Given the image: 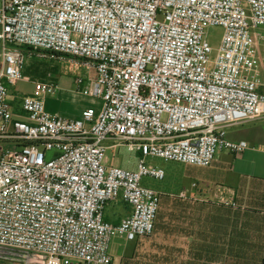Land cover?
Segmentation results:
<instances>
[{
  "label": "built area",
  "instance_id": "obj_1",
  "mask_svg": "<svg viewBox=\"0 0 264 264\" xmlns=\"http://www.w3.org/2000/svg\"><path fill=\"white\" fill-rule=\"evenodd\" d=\"M210 27L223 29L217 49ZM263 27L264 0H0V264H113L114 238L154 232L161 192L145 180L166 170L153 160L209 167L223 150L264 151L228 136L264 119ZM34 55L79 64L75 90L101 110L50 113L60 84L25 74ZM19 81L34 84L23 114ZM121 146L136 168L107 160ZM119 199L133 211L115 224L105 211Z\"/></svg>",
  "mask_w": 264,
  "mask_h": 264
},
{
  "label": "crops",
  "instance_id": "obj_2",
  "mask_svg": "<svg viewBox=\"0 0 264 264\" xmlns=\"http://www.w3.org/2000/svg\"><path fill=\"white\" fill-rule=\"evenodd\" d=\"M260 31L264 33V27ZM258 54L259 89L264 93V44L259 45ZM66 79L72 88L64 87L59 80L57 93L45 99L46 109L78 119L86 108L95 106L84 103L77 109L69 108L64 97L82 94L75 90V75ZM17 86L11 100L15 111L23 114L22 97L29 90H19ZM228 136L263 145L264 119L229 127ZM107 160L115 161L109 157ZM157 164L165 168L166 177L152 186L161 192L154 232L131 241L114 238L113 264H264V151L248 149L235 154L223 150L211 166L189 165L192 168L185 171L176 169L181 164L178 162ZM225 193H233L238 205L219 202ZM132 211L128 203L119 199L107 206L105 217L118 224Z\"/></svg>",
  "mask_w": 264,
  "mask_h": 264
},
{
  "label": "rangeland",
  "instance_id": "obj_3",
  "mask_svg": "<svg viewBox=\"0 0 264 264\" xmlns=\"http://www.w3.org/2000/svg\"><path fill=\"white\" fill-rule=\"evenodd\" d=\"M222 33H223V29L221 27H210L208 28V32H207V39L211 42V44L217 49L220 45L221 42V38H222ZM71 61H69L68 59H46V58H41L38 56H33L31 58L28 59L26 68L29 69V67H32V71H36V69H39L40 71H47V75L48 78H55L56 81L61 80V83L64 87L66 88H72V83L70 80H67L66 77L71 76V75H75L78 71L81 70V67L79 64L73 63V66L71 65ZM25 68V69H26ZM33 73V72H31ZM28 74V76H30L31 80H42L41 77H39L38 75H36L35 73L30 74V73H26ZM63 79V81H62ZM32 81H19L18 82V86L17 88L19 90H29L32 91L34 84ZM71 85V86H70ZM10 94L11 96L14 95L17 91L15 89L14 86H10ZM82 94V93H81ZM21 96V95H20ZM65 101L68 103L69 108L71 109H77L79 106H81L84 103H88L92 106H95L94 108L96 109V107H101L103 105V101L102 98L100 97H94V96H86L84 94L82 95H66L64 97ZM10 144V142H6L5 146L8 147ZM1 154V152H0ZM110 159H115V161H111L115 164H118L124 168H129V169H134L137 167V162H138V157H136L134 152H131L127 149V147L125 146H121L118 147L115 150L113 149H109L107 151V158ZM159 162L160 164H162L163 166L166 164H175V162L173 161H165L162 159H156L153 160V163ZM177 164V163H176ZM175 164V165H176ZM174 165V166H175ZM179 167H177L176 169H180L182 171H185L188 168H192V166L189 165H185V164H178ZM175 168V167H173ZM147 184H150L151 186H153L154 183H157L158 181L155 179H147ZM4 264H8V261H3Z\"/></svg>",
  "mask_w": 264,
  "mask_h": 264
},
{
  "label": "trees",
  "instance_id": "obj_4",
  "mask_svg": "<svg viewBox=\"0 0 264 264\" xmlns=\"http://www.w3.org/2000/svg\"><path fill=\"white\" fill-rule=\"evenodd\" d=\"M31 48H29V50H30ZM49 59H52V58H49ZM32 67H33V65L31 66V67H29V69L28 68H26L25 69V74L26 73H30V74H33V73H35L36 75H38L39 77H41V79L42 80H48V79H53V80H56L55 78H48V75H47V71H40L39 69H36V71H32ZM31 72H33V73H31ZM26 75H28V74H26ZM34 75V74H33Z\"/></svg>",
  "mask_w": 264,
  "mask_h": 264
}]
</instances>
